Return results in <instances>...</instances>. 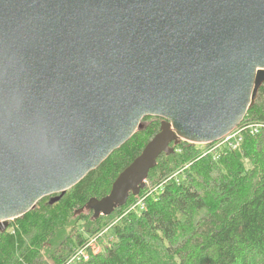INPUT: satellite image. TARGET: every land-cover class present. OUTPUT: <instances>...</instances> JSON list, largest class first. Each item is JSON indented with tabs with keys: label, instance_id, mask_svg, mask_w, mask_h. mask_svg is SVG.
Returning <instances> with one entry per match:
<instances>
[{
	"label": "water",
	"instance_id": "water-1",
	"mask_svg": "<svg viewBox=\"0 0 264 264\" xmlns=\"http://www.w3.org/2000/svg\"><path fill=\"white\" fill-rule=\"evenodd\" d=\"M263 84L264 0H0V232L162 118L75 211L110 215L172 143L234 131Z\"/></svg>",
	"mask_w": 264,
	"mask_h": 264
},
{
	"label": "trees",
	"instance_id": "trees-1",
	"mask_svg": "<svg viewBox=\"0 0 264 264\" xmlns=\"http://www.w3.org/2000/svg\"><path fill=\"white\" fill-rule=\"evenodd\" d=\"M161 121L145 117L143 128L59 201L46 196L11 220L0 232V264H64L106 228L104 250L76 264H264V84L238 126L239 146L172 143L175 151L160 155L146 186L125 205L98 218L75 215L90 198L110 193ZM252 123L256 133L244 126ZM140 200L145 206L135 210Z\"/></svg>",
	"mask_w": 264,
	"mask_h": 264
},
{
	"label": "rangeland",
	"instance_id": "rangeland-1",
	"mask_svg": "<svg viewBox=\"0 0 264 264\" xmlns=\"http://www.w3.org/2000/svg\"><path fill=\"white\" fill-rule=\"evenodd\" d=\"M144 123V122H143ZM247 127L248 130L252 131L253 132L255 131L256 133V128H257V125L255 123H252V124H246L244 125ZM243 139V133L241 132L240 134L236 135L235 137L232 138V142L227 143L225 145H228L230 148H236L237 146L240 145V142L242 141ZM141 208V205L135 207L134 209L135 210H138ZM110 229L109 228H106L104 230H102L99 234L95 235H91L93 238H96L94 243H93V246H91L89 249H88V252L90 254V251L91 250H94L95 248H98L99 250L103 251L104 248H105V245L108 244V242L111 240V237L108 236V233H109ZM90 237V236H89ZM89 239V238H88ZM87 243V241L80 247H78L75 251L74 254H72L68 259L67 261L64 263V264H76V262H78L80 259H78L77 257V254L79 253L80 249L85 246V244ZM84 260H88L86 258H82Z\"/></svg>",
	"mask_w": 264,
	"mask_h": 264
},
{
	"label": "built area",
	"instance_id": "built-area-1",
	"mask_svg": "<svg viewBox=\"0 0 264 264\" xmlns=\"http://www.w3.org/2000/svg\"><path fill=\"white\" fill-rule=\"evenodd\" d=\"M257 125V127L259 126V124H256ZM246 127V126H245ZM247 128V127H246ZM242 127L241 128H236L234 131H232L230 134H228V135H226L225 137H223L221 140H219V141H217V142H214V143H217L216 145H215V147H212L211 148V150H214V149H216V148H218V147H221V146H223V145H225V144H227V143H229L230 144V142H232V138L233 137H235L236 135H238V134H240L241 132H242ZM252 132H253V130H252ZM139 202V204L141 205V208L143 209L144 208V203H143V201L142 200H140V201H138ZM101 232V231H100ZM99 232V233H100ZM99 233H97V234H99ZM97 234H95V235H97ZM95 239L96 238H93L92 236H90L89 237V239L87 240V243L85 244V246H83L81 249H80V251H79V253L77 254V257H78V259H82V258H86V259H88L89 257H90V255H91V252H95V253H98V252H100L101 250H99L98 248H95L94 250H91L90 251V254H89V252H88V249L91 247V246H93V243H94V241H95Z\"/></svg>",
	"mask_w": 264,
	"mask_h": 264
},
{
	"label": "flooded vegetation",
	"instance_id": "flooded-vegetation-1",
	"mask_svg": "<svg viewBox=\"0 0 264 264\" xmlns=\"http://www.w3.org/2000/svg\"><path fill=\"white\" fill-rule=\"evenodd\" d=\"M89 213H93V211L89 212Z\"/></svg>",
	"mask_w": 264,
	"mask_h": 264
},
{
	"label": "bare ground",
	"instance_id": "bare-ground-1",
	"mask_svg": "<svg viewBox=\"0 0 264 264\" xmlns=\"http://www.w3.org/2000/svg\"><path fill=\"white\" fill-rule=\"evenodd\" d=\"M198 145V144H197ZM199 147V146H198ZM153 169V168H152Z\"/></svg>",
	"mask_w": 264,
	"mask_h": 264
}]
</instances>
